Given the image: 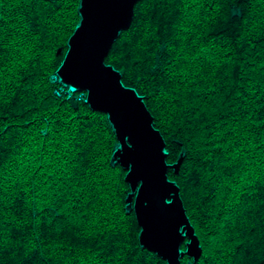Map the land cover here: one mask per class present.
Wrapping results in <instances>:
<instances>
[{"label":"trees","instance_id":"16d2710c","mask_svg":"<svg viewBox=\"0 0 264 264\" xmlns=\"http://www.w3.org/2000/svg\"><path fill=\"white\" fill-rule=\"evenodd\" d=\"M79 6L0 0V264H166L127 211L107 115L58 94ZM106 63L145 97L167 161L184 154L169 177L192 264H264V0H140Z\"/></svg>","mask_w":264,"mask_h":264},{"label":"water","instance_id":"95a60500","mask_svg":"<svg viewBox=\"0 0 264 264\" xmlns=\"http://www.w3.org/2000/svg\"><path fill=\"white\" fill-rule=\"evenodd\" d=\"M138 1L80 0V22L56 75L62 86L85 92L90 108L108 117L118 142L111 163L127 171V211L135 212L141 246L166 264H182L185 256L196 263L203 247L180 187L169 177V170L179 173L184 154L175 163L167 161L165 139L145 97L126 86L122 73L106 63L114 42L131 26Z\"/></svg>","mask_w":264,"mask_h":264},{"label":"built area","instance_id":"2783aa9c","mask_svg":"<svg viewBox=\"0 0 264 264\" xmlns=\"http://www.w3.org/2000/svg\"><path fill=\"white\" fill-rule=\"evenodd\" d=\"M54 80L55 81H58L59 80V78H58L57 75H54ZM63 91H65V93L68 94V97H71L74 94V91L72 89L67 88L65 86H61L60 87V91H58V94L60 95V93H62ZM85 99H86V97H85Z\"/></svg>","mask_w":264,"mask_h":264},{"label":"rangeland","instance_id":"374dc122","mask_svg":"<svg viewBox=\"0 0 264 264\" xmlns=\"http://www.w3.org/2000/svg\"><path fill=\"white\" fill-rule=\"evenodd\" d=\"M85 97H86V93H81V94H78V95H77V98H78V99H84V100H85ZM192 262H193V261L190 260L187 264H190V263L192 264Z\"/></svg>","mask_w":264,"mask_h":264}]
</instances>
